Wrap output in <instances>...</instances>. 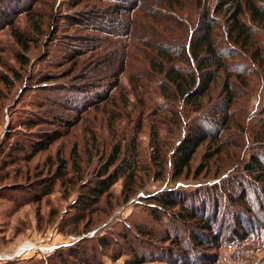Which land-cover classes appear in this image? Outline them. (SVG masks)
<instances>
[{"label":"rangeland","instance_id":"obj_1","mask_svg":"<svg viewBox=\"0 0 264 264\" xmlns=\"http://www.w3.org/2000/svg\"><path fill=\"white\" fill-rule=\"evenodd\" d=\"M111 5L0 0V264H264V182L245 167L253 156L264 163L252 139L262 131L264 68L237 61L258 76L239 91L235 120L175 178L173 154L192 123L211 130L213 120L184 119L182 104L162 96L143 54L152 49L123 36L129 16H107ZM55 132L62 138L33 155ZM117 149L115 167L138 162L135 184L124 193L120 180L84 212L81 196ZM165 193L210 220L217 250L178 207L156 209L152 199Z\"/></svg>","mask_w":264,"mask_h":264},{"label":"trees","instance_id":"obj_2","mask_svg":"<svg viewBox=\"0 0 264 264\" xmlns=\"http://www.w3.org/2000/svg\"><path fill=\"white\" fill-rule=\"evenodd\" d=\"M101 1L112 4L106 10L107 16H129L127 33L123 35L127 40H135L145 50L152 49L153 52H143L147 70L158 80L157 85L163 97L172 103L182 104L181 117L187 119L192 113L200 114L201 117L207 114L213 120L211 130L204 126L198 127L199 123H192L188 135L177 146L171 164L174 177L180 178L190 169L195 154L205 142L209 139L220 141L223 132L236 118L239 91L243 85L248 86L249 77L258 76L250 68L239 71L240 63L237 61L264 68V33H261L264 32V0H143V5L141 0H127L128 3L122 0ZM149 2L154 3L152 9L147 7ZM137 11L142 12V16L134 17ZM219 86L221 102L205 105L204 100ZM261 112L259 127L262 131L252 139L264 150V105ZM61 138L59 132L45 136L32 147V154L48 150ZM132 153L137 158L136 149ZM117 154H120L119 149L99 174L94 186L81 196L80 207L84 212L94 210L120 180L124 179V193L135 184L138 162H129L126 157L115 167L119 160ZM112 167L115 170L110 173ZM245 167L248 174L254 177L255 183L264 182V163L261 158L253 156ZM49 191L46 195L50 194ZM152 200L160 211L167 212L178 207L183 211L180 212L181 219H188L195 225L199 230L197 233L207 232L214 250L220 247L216 243L217 237L212 236L210 220L198 216L181 199L169 197L165 193L154 196ZM196 232L198 236L194 234L193 243L196 246L204 245ZM245 239H249V235ZM136 256L133 255L135 262L141 260ZM78 260L77 257L72 259L73 263Z\"/></svg>","mask_w":264,"mask_h":264},{"label":"bare ground","instance_id":"obj_3","mask_svg":"<svg viewBox=\"0 0 264 264\" xmlns=\"http://www.w3.org/2000/svg\"><path fill=\"white\" fill-rule=\"evenodd\" d=\"M28 247H26V248H22V249H20V254L25 250V249H27V250H30L31 248H33L30 244L29 245H27ZM24 249V250H23Z\"/></svg>","mask_w":264,"mask_h":264},{"label":"built area","instance_id":"obj_4","mask_svg":"<svg viewBox=\"0 0 264 264\" xmlns=\"http://www.w3.org/2000/svg\"><path fill=\"white\" fill-rule=\"evenodd\" d=\"M32 249H34V247L31 248L30 250L25 249V250L21 253V255L24 254V253H26L27 251H31ZM39 250L43 251L42 249H39Z\"/></svg>","mask_w":264,"mask_h":264}]
</instances>
